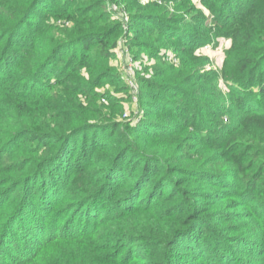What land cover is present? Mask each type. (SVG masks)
I'll use <instances>...</instances> for the list:
<instances>
[{"label":"trees","instance_id":"16d2710c","mask_svg":"<svg viewBox=\"0 0 264 264\" xmlns=\"http://www.w3.org/2000/svg\"><path fill=\"white\" fill-rule=\"evenodd\" d=\"M200 1L232 41L219 75L191 0H0V264H264V0ZM120 42L156 57L128 121Z\"/></svg>","mask_w":264,"mask_h":264},{"label":"rangeland","instance_id":"374dc122","mask_svg":"<svg viewBox=\"0 0 264 264\" xmlns=\"http://www.w3.org/2000/svg\"><path fill=\"white\" fill-rule=\"evenodd\" d=\"M191 4H193L196 8H202L204 10V17L205 20L207 19L206 23L204 24L205 27L208 28V30L210 29L212 32L217 33L216 35H213L212 33L207 35V39H209L207 41L206 44L202 45V46H197L198 48L194 49V52L192 54V57H195V60H193L194 62H196L197 68H200L199 72L201 74H209V73H214L218 74L220 73V70L223 66L224 60L227 57V51L230 49L231 45H232V41L230 37L224 36L219 34L220 32H224L223 28H218L217 26L215 27V25L212 22L211 16L208 13V11L203 8V3L200 0H191ZM172 2V1H171ZM172 3H169V14L171 15L174 13V9L171 8ZM114 4L110 3L109 0H106V7L107 10H114ZM190 6V5H189ZM120 9V8H117ZM189 10V9H188ZM188 10H186L187 12H189ZM185 10H181V12L183 13V15H187L188 13ZM122 13V12H121ZM120 15V13H118ZM115 15V14H114ZM190 14H188L189 16ZM116 16V15H115ZM66 17L61 16L60 18H56L54 19L53 17H51L49 19L50 23L52 24H56L59 23L60 20H62L61 22H63V20H65ZM161 21V20H160ZM168 42H172V41H168ZM126 45L124 43L120 42V47L118 49V58L116 60H112V64H114L118 71L121 74V78L124 82H126L129 86H131V93L132 94H136L137 91L139 90V82L136 79L137 77V73L142 74L144 76H150L149 72L147 73L146 71H144V69L150 65H153V63H155L156 61V57L155 56H150V58H148L147 55L142 54V57H144L145 63H141V60L138 58H135V56H133L128 50H126ZM165 48L163 49V55H164V59L166 61L167 64H169L170 66H174V68H177L179 63V58L175 55V51L174 49H172L170 46L165 45ZM195 47V46H194ZM152 53V52H151ZM64 54V53H63ZM61 54V55H63ZM155 60V61H154ZM211 79L208 80V82H210ZM214 81H218L217 86L219 85L222 91H226L229 92L228 87L225 86V83H223V81L219 78L214 79ZM102 92H109V93H114V94H119L118 92L114 91V88L111 87L110 85L105 86L102 89ZM138 95L136 94L135 97L124 103V107H125V113L124 115H122L120 117L121 120L123 121H128L129 119H131L132 117H134V115L138 112L139 109V102H138ZM103 97L100 98L101 102L104 100L102 99ZM229 98L226 97V100L223 101V103H221V105H226L229 107ZM231 105V104H230ZM229 109H235L234 107H229ZM234 115V114H233ZM230 115L227 114H223V125L228 124L230 122ZM218 118H214L211 120V122L213 121L217 127L219 126H223L218 124ZM204 148L202 146H200L197 151H202ZM209 151V150H208ZM214 151H211V153ZM210 153V151H209ZM237 154V153H236ZM249 159H246L244 162V165H250L252 164V168H250L247 172L248 173H252L255 171V167L257 166L258 160L255 163H250V159L251 157H247ZM255 161V160H254ZM233 162L229 161V166L232 165ZM242 180V179H241ZM236 180L232 179L231 180V184H235ZM210 186L207 184H205V189H208ZM244 187V185H243ZM248 185L245 184V188L247 189ZM223 188V187H222ZM234 188V187H231ZM227 189V188H226ZM240 192V191H238ZM255 204V203H253ZM261 207V204H260ZM259 224L260 221L258 219L257 222L254 223V219L252 218V216H247L246 214H243L242 217L237 218L233 221V224H237L240 226H243L242 224H249L250 227L246 228V227H240L241 230H239L238 235L241 236H252L254 230L256 229V224ZM231 234H235V233H231ZM232 253L228 252L227 254L233 255L235 256H242L243 252L245 250H248L249 248L251 249V246L249 243H243V241L234 243L233 247H232ZM249 249V250H250ZM242 251V252H241Z\"/></svg>","mask_w":264,"mask_h":264},{"label":"built area","instance_id":"2783aa9c","mask_svg":"<svg viewBox=\"0 0 264 264\" xmlns=\"http://www.w3.org/2000/svg\"><path fill=\"white\" fill-rule=\"evenodd\" d=\"M148 0H142V2H147ZM124 19H126V16H124Z\"/></svg>","mask_w":264,"mask_h":264}]
</instances>
